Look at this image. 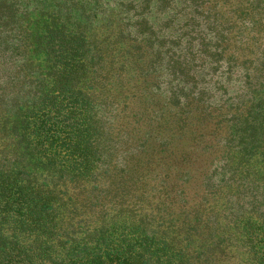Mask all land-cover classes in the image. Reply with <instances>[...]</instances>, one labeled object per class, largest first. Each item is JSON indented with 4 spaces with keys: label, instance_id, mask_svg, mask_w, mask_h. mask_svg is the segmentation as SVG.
Returning a JSON list of instances; mask_svg holds the SVG:
<instances>
[{
    "label": "trees",
    "instance_id": "trees-1",
    "mask_svg": "<svg viewBox=\"0 0 264 264\" xmlns=\"http://www.w3.org/2000/svg\"><path fill=\"white\" fill-rule=\"evenodd\" d=\"M14 6L0 264H259L264 0Z\"/></svg>",
    "mask_w": 264,
    "mask_h": 264
},
{
    "label": "rangeland",
    "instance_id": "rangeland-1",
    "mask_svg": "<svg viewBox=\"0 0 264 264\" xmlns=\"http://www.w3.org/2000/svg\"><path fill=\"white\" fill-rule=\"evenodd\" d=\"M14 3L15 9L18 11V16L21 15L22 12L28 9H33V8H40L43 5H46L48 3L53 4L56 3L57 5H63L65 3H68L70 0H12ZM160 18H158L157 21H159ZM191 125V124H190ZM262 244V243H261ZM260 244V245H261ZM264 252V250L262 251ZM259 264H264V255L260 256L259 259Z\"/></svg>",
    "mask_w": 264,
    "mask_h": 264
}]
</instances>
